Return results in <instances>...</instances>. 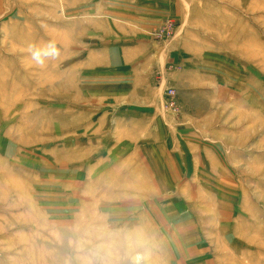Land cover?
<instances>
[{"label": "rangeland", "instance_id": "1", "mask_svg": "<svg viewBox=\"0 0 264 264\" xmlns=\"http://www.w3.org/2000/svg\"><path fill=\"white\" fill-rule=\"evenodd\" d=\"M1 1L0 264H264V0Z\"/></svg>", "mask_w": 264, "mask_h": 264}, {"label": "crops", "instance_id": "2", "mask_svg": "<svg viewBox=\"0 0 264 264\" xmlns=\"http://www.w3.org/2000/svg\"><path fill=\"white\" fill-rule=\"evenodd\" d=\"M79 1V0H78ZM0 2H2L1 0H0ZM3 3V2H2ZM125 18H127V17H125ZM164 49V48H163ZM163 51V50H162ZM144 57V55L142 56V57H140L139 59H138V61L136 62V64L137 63H139L141 60H145L146 58H143ZM151 61H154L155 62V64L158 66V67H162V65L164 64V59H163V53L161 52V50H159V52H158V54H157V56H156V58H152L151 59ZM150 67H152V64H151V62H150ZM148 69V68H147ZM144 70V74H142V71L141 70H139L138 71V73L140 74V78H139V82H142V83H145V86H150V82H151V79H152V72H153V70H152V68L151 69H149V70ZM185 66L184 65H182V69H181V71H177V70H173V71H164V72H162V74H161V79L163 80V81H172L173 79H175V83H176V85L178 86V88L179 87H182V86H184L183 88H185L186 86H188V87H193V86H196V87H198L199 88V86H202V85H204V81L203 82H200V80H199V82L198 83H196V84H193L192 82H187L186 80H185ZM164 74V75H163ZM188 75H189V78H190V70L188 69ZM163 76V77H162ZM188 78V77H187ZM188 78V79H189ZM190 80V79H189ZM146 88H148V87H146ZM145 87H143V90H145L146 89ZM151 88V87H150ZM185 89H188V88H185ZM156 90H158L159 92H161L162 93V90H161V88H160V86H155V91ZM181 90H180V88H179V91H178V93L180 92ZM139 100V99H138ZM140 101H142V100H140ZM162 102H163V96H162V99H160V100H156V101H153L151 98H148L147 99V101H146V104L147 105H151V104H153V105H155L158 109L160 108V105L162 104ZM154 106H152L151 108H153ZM155 107V108H156ZM150 118V121H152L154 118L153 117H149ZM148 118V119H149ZM131 119H132V121L133 122H138V123H142V124H144L145 122L144 121H141V120H138L137 121V119H138V117H136V116H132L131 117ZM160 124V123H159ZM179 146V145H178ZM175 152H178V151H176V150H172L171 152H170V149L169 150H167L166 151V155H170V154H175ZM164 155L162 154V155H157V154H154V159L152 160V164H153V166L155 167H157V168H159V167H161L160 169H155L156 171H158V172H163V167L165 166V165H167L168 167H169V169L168 170H170V167L172 168V172H175L174 174H178V172L180 171V168H176V162H177V160L174 158L173 159V161H171V159H166V158H164L163 157ZM140 157V156H139ZM202 163V162H201ZM197 167H195V169H196ZM154 170V169H153ZM171 171V170H170ZM194 179H188L187 181H185V184H191L192 183V181H193Z\"/></svg>", "mask_w": 264, "mask_h": 264}, {"label": "clouds", "instance_id": "3", "mask_svg": "<svg viewBox=\"0 0 264 264\" xmlns=\"http://www.w3.org/2000/svg\"><path fill=\"white\" fill-rule=\"evenodd\" d=\"M31 59L37 66H44L46 60L55 59L59 55V48L55 40H49L43 46L32 45L29 48ZM142 257L139 253L131 256V264H141Z\"/></svg>", "mask_w": 264, "mask_h": 264}, {"label": "built area", "instance_id": "4", "mask_svg": "<svg viewBox=\"0 0 264 264\" xmlns=\"http://www.w3.org/2000/svg\"><path fill=\"white\" fill-rule=\"evenodd\" d=\"M168 96H169V101L171 102V104H176V102L174 101L175 100V91L173 90V89H170L169 91H168ZM177 109V107H175L173 110H176Z\"/></svg>", "mask_w": 264, "mask_h": 264}]
</instances>
